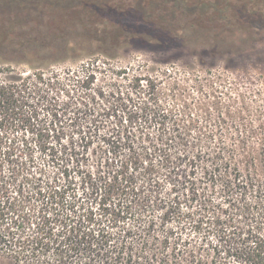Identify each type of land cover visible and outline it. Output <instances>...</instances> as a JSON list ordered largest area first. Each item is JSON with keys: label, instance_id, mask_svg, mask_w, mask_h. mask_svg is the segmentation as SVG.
Here are the masks:
<instances>
[{"label": "trees", "instance_id": "1", "mask_svg": "<svg viewBox=\"0 0 264 264\" xmlns=\"http://www.w3.org/2000/svg\"><path fill=\"white\" fill-rule=\"evenodd\" d=\"M90 1L0 0V50L24 53L30 67L0 73V257L264 264V138L237 153L203 120L167 106L150 75L94 86L95 63L44 69L53 64L47 55L49 63L33 65L53 49L66 60L72 44L99 43L105 54L106 42L80 37L93 31L85 20L73 22L79 14L89 22V9L109 11L114 30L146 43L165 41L153 32L177 33L176 0ZM53 8L62 11L54 25L37 18ZM68 30L79 38H66Z\"/></svg>", "mask_w": 264, "mask_h": 264}, {"label": "rangeland", "instance_id": "2", "mask_svg": "<svg viewBox=\"0 0 264 264\" xmlns=\"http://www.w3.org/2000/svg\"><path fill=\"white\" fill-rule=\"evenodd\" d=\"M51 1L66 5L88 0ZM175 2L178 10L174 17L177 27L174 37L162 31L150 35L154 40H172L169 44L146 43L144 37L118 33L109 11L101 17L96 9H89L93 14L89 22L84 13L73 22L80 28L79 20H85L88 30L93 31L80 37L106 42L110 47L105 48V54L98 51L99 43L92 50L88 45L81 48L72 44L74 48L65 55L68 56L66 60L58 59L64 55L53 49L49 54L42 52L40 55L44 59L33 62V65L49 63L47 55L53 64L44 66V69L61 71L76 69L87 62L95 63L101 68L95 74L94 86L124 87L135 76H153L158 79L167 106L182 111L187 118L203 120L204 130H211L228 143L235 144V151L239 154L243 150L257 149L264 138V0ZM61 12L53 8L43 11L37 18L46 25H54L53 20ZM105 26L110 29L100 35L99 31ZM95 30L99 34H95ZM65 36L79 38L69 30ZM23 57L22 52L0 50L1 75L7 68L28 71L29 65L20 61ZM242 140L247 142L245 147ZM35 154L44 158L38 149ZM0 264L10 263L0 257Z\"/></svg>", "mask_w": 264, "mask_h": 264}]
</instances>
